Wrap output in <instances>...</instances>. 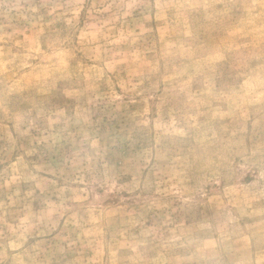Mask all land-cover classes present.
Listing matches in <instances>:
<instances>
[{"label":"rangeland","instance_id":"rangeland-1","mask_svg":"<svg viewBox=\"0 0 264 264\" xmlns=\"http://www.w3.org/2000/svg\"><path fill=\"white\" fill-rule=\"evenodd\" d=\"M0 264H264V0H0Z\"/></svg>","mask_w":264,"mask_h":264}]
</instances>
